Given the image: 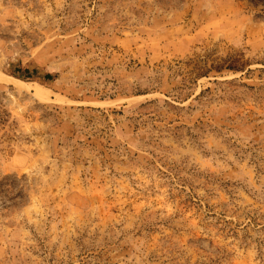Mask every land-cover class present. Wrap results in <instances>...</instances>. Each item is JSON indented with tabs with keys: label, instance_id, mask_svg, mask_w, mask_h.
<instances>
[{
	"label": "rangeland",
	"instance_id": "obj_1",
	"mask_svg": "<svg viewBox=\"0 0 264 264\" xmlns=\"http://www.w3.org/2000/svg\"><path fill=\"white\" fill-rule=\"evenodd\" d=\"M0 73V264H264V0H0Z\"/></svg>",
	"mask_w": 264,
	"mask_h": 264
},
{
	"label": "bare ground",
	"instance_id": "obj_2",
	"mask_svg": "<svg viewBox=\"0 0 264 264\" xmlns=\"http://www.w3.org/2000/svg\"><path fill=\"white\" fill-rule=\"evenodd\" d=\"M0 81H10V82H12L13 84H15L18 87H24L26 85V83L20 81L19 79L14 78V77L6 76V75H4L2 73H0Z\"/></svg>",
	"mask_w": 264,
	"mask_h": 264
},
{
	"label": "trees",
	"instance_id": "obj_3",
	"mask_svg": "<svg viewBox=\"0 0 264 264\" xmlns=\"http://www.w3.org/2000/svg\"><path fill=\"white\" fill-rule=\"evenodd\" d=\"M26 73H24V78H29L31 75L29 74L30 72L28 70H25ZM46 78H51L50 74H47L45 76Z\"/></svg>",
	"mask_w": 264,
	"mask_h": 264
}]
</instances>
